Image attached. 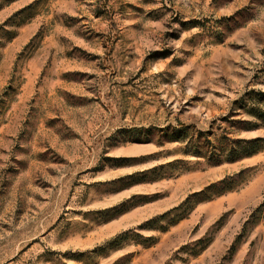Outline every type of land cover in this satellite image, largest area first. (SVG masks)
<instances>
[{"label": "rangeland", "instance_id": "1", "mask_svg": "<svg viewBox=\"0 0 264 264\" xmlns=\"http://www.w3.org/2000/svg\"><path fill=\"white\" fill-rule=\"evenodd\" d=\"M250 91L264 0H0V264H264Z\"/></svg>", "mask_w": 264, "mask_h": 264}, {"label": "trees", "instance_id": "2", "mask_svg": "<svg viewBox=\"0 0 264 264\" xmlns=\"http://www.w3.org/2000/svg\"><path fill=\"white\" fill-rule=\"evenodd\" d=\"M236 103L240 106L242 110L246 112L250 117L255 119V122L251 121H245L246 128L249 126L257 127L259 124H264V92H256V91H250L247 93V95L243 96L241 99L237 100ZM258 121V122H257ZM238 122H243V120H240ZM187 133L182 135L185 137ZM221 139L224 140H232L231 146H224V143L221 141ZM170 141H179L178 139H171ZM192 141V140H191ZM194 143V142H193ZM192 143V144H193ZM219 145H217L215 148L219 150L222 153H225L228 151L231 155L228 158L229 160H238L245 157L252 156L262 150H264V138L263 137H255L251 139H228V137H223L218 140ZM194 148L197 151H194L196 156H206L207 155L202 151L200 148H206L207 146L203 147H197L198 145L194 143ZM229 148V149H228ZM209 158V157H208ZM162 167V166H161ZM161 167H155L152 169L151 172H155L159 170ZM229 181L224 180L219 182L218 184H215L214 187L217 188H223L229 189Z\"/></svg>", "mask_w": 264, "mask_h": 264}]
</instances>
